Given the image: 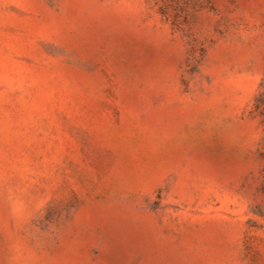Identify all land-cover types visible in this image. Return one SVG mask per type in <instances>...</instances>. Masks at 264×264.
<instances>
[{
    "label": "rangeland",
    "instance_id": "374dc122",
    "mask_svg": "<svg viewBox=\"0 0 264 264\" xmlns=\"http://www.w3.org/2000/svg\"><path fill=\"white\" fill-rule=\"evenodd\" d=\"M0 264H264V0H0Z\"/></svg>",
    "mask_w": 264,
    "mask_h": 264
}]
</instances>
